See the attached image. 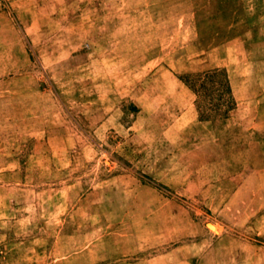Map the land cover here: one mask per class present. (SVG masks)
I'll return each instance as SVG.
<instances>
[{"label": "rangeland", "instance_id": "1", "mask_svg": "<svg viewBox=\"0 0 264 264\" xmlns=\"http://www.w3.org/2000/svg\"><path fill=\"white\" fill-rule=\"evenodd\" d=\"M0 264H264V0H0Z\"/></svg>", "mask_w": 264, "mask_h": 264}, {"label": "trees", "instance_id": "2", "mask_svg": "<svg viewBox=\"0 0 264 264\" xmlns=\"http://www.w3.org/2000/svg\"><path fill=\"white\" fill-rule=\"evenodd\" d=\"M227 88H229L228 85H227Z\"/></svg>", "mask_w": 264, "mask_h": 264}]
</instances>
